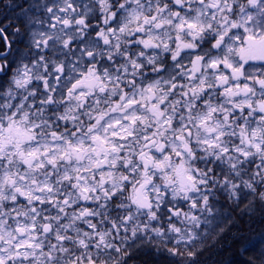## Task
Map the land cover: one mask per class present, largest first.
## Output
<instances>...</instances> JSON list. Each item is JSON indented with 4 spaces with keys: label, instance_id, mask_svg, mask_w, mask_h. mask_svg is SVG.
<instances>
[{
    "label": "snow or ice",
    "instance_id": "1",
    "mask_svg": "<svg viewBox=\"0 0 264 264\" xmlns=\"http://www.w3.org/2000/svg\"><path fill=\"white\" fill-rule=\"evenodd\" d=\"M0 264H264V0H0Z\"/></svg>",
    "mask_w": 264,
    "mask_h": 264
}]
</instances>
